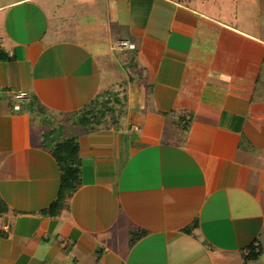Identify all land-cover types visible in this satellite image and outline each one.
Wrapping results in <instances>:
<instances>
[{"label": "crops", "instance_id": "0c3cea01", "mask_svg": "<svg viewBox=\"0 0 264 264\" xmlns=\"http://www.w3.org/2000/svg\"><path fill=\"white\" fill-rule=\"evenodd\" d=\"M248 2L0 0V264H264Z\"/></svg>", "mask_w": 264, "mask_h": 264}, {"label": "trees", "instance_id": "16d2710c", "mask_svg": "<svg viewBox=\"0 0 264 264\" xmlns=\"http://www.w3.org/2000/svg\"><path fill=\"white\" fill-rule=\"evenodd\" d=\"M93 108L84 111L80 115H75L76 117V123H79L81 125H86L90 122L91 114H93L92 110ZM94 115V114H93ZM73 139L66 140L65 142H58L55 146H53L52 150L54 155H57L58 157H61V163L62 167L64 169V177L68 180H75L77 177L76 169H74V159L68 158L70 156L71 152L73 151L71 148H75L76 146L73 145L71 148L69 147V143H71ZM64 159V160H63ZM68 174L70 176L68 177Z\"/></svg>", "mask_w": 264, "mask_h": 264}, {"label": "built area", "instance_id": "2783aa9c", "mask_svg": "<svg viewBox=\"0 0 264 264\" xmlns=\"http://www.w3.org/2000/svg\"><path fill=\"white\" fill-rule=\"evenodd\" d=\"M120 45H124V43H123V42H120ZM25 95H26V93L21 92V93L17 94L16 97H17V98H22V97H24Z\"/></svg>", "mask_w": 264, "mask_h": 264}, {"label": "rangeland", "instance_id": "374dc122", "mask_svg": "<svg viewBox=\"0 0 264 264\" xmlns=\"http://www.w3.org/2000/svg\"><path fill=\"white\" fill-rule=\"evenodd\" d=\"M244 1H246V3ZM248 1L249 0H241V2H242L241 4L244 5V6H248V4H250ZM243 22H244V20H241V23H243ZM34 126L36 128V125L35 124H34Z\"/></svg>", "mask_w": 264, "mask_h": 264}]
</instances>
